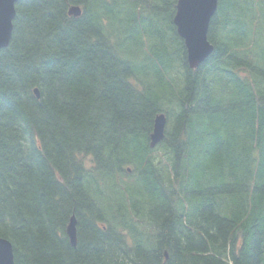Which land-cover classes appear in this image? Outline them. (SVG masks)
Returning <instances> with one entry per match:
<instances>
[{"label":"trees","instance_id":"obj_1","mask_svg":"<svg viewBox=\"0 0 264 264\" xmlns=\"http://www.w3.org/2000/svg\"><path fill=\"white\" fill-rule=\"evenodd\" d=\"M176 2L16 3L0 50L14 264H264V0H218L196 69Z\"/></svg>","mask_w":264,"mask_h":264},{"label":"water","instance_id":"obj_2","mask_svg":"<svg viewBox=\"0 0 264 264\" xmlns=\"http://www.w3.org/2000/svg\"><path fill=\"white\" fill-rule=\"evenodd\" d=\"M19 0H0V50L6 48L11 39L12 21L15 16V5ZM218 0H177L173 25L176 33L183 41L186 49V59L191 69L198 68L212 53L213 46L207 35L210 21L217 10ZM81 9L71 6L68 15L79 17ZM34 93L39 98L38 90ZM166 118L163 114L155 117L150 135V147L154 148L164 138ZM66 235L70 243L76 244V220L69 219ZM0 264H14L12 245L5 239H0Z\"/></svg>","mask_w":264,"mask_h":264},{"label":"rangeland","instance_id":"obj_3","mask_svg":"<svg viewBox=\"0 0 264 264\" xmlns=\"http://www.w3.org/2000/svg\"><path fill=\"white\" fill-rule=\"evenodd\" d=\"M262 30H260V32H261ZM261 35H264V32H261L260 33ZM244 154H242V157L244 158V156H243ZM247 156V155H246ZM252 157H254V155L252 154Z\"/></svg>","mask_w":264,"mask_h":264}]
</instances>
